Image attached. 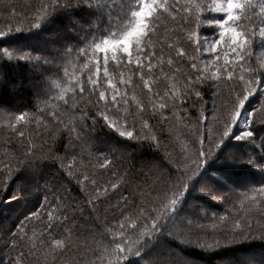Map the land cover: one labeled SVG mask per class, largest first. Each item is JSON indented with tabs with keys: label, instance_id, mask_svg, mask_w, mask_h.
Masks as SVG:
<instances>
[{
	"label": "snow or ice",
	"instance_id": "1",
	"mask_svg": "<svg viewBox=\"0 0 264 264\" xmlns=\"http://www.w3.org/2000/svg\"><path fill=\"white\" fill-rule=\"evenodd\" d=\"M106 2L39 0L32 17L17 18L15 27L11 23L0 27V38L23 31L39 36L36 45L28 50L0 47V60L22 61L30 65L41 74V82L45 86L50 81V86L58 90L56 99L63 101L65 109L61 112L60 106L53 104L51 107L55 110L49 113L50 122L37 119L36 123L45 129L47 139L43 136L26 138L24 131L16 129L19 144L13 146V151H5V159L0 161V199L10 196L11 199L34 198L39 202L43 195L44 200L39 210L25 216L17 231L11 234L12 248L22 247L24 241H30L29 251L42 252L45 264H65L66 255L80 247L71 230L66 229L59 238L52 234L54 221L60 219L58 213L73 207L66 197L56 196L59 187L70 193L67 187L57 186L56 181L61 177L75 182L87 202L94 206V211L97 201L103 198L108 202L105 212H111L116 221L113 227L104 228L100 234L101 241H94L99 245V254L97 249L84 244L85 249L96 255L95 261L84 264H125L131 257L138 258L140 264H199L196 257L187 255L175 245L209 254L252 241L264 242V214L255 221L251 211L243 216H217L215 218L223 227L213 223L209 233L197 223L204 205L196 199L202 195L221 203L239 200L243 205L246 201L264 213V183L252 188L250 193H240L237 189L215 191L201 181L203 173L210 171L213 162L248 164L264 173V51L257 58L255 67L250 63L254 38L257 35L264 38V3L259 6L257 23L252 0H135L134 6L128 8L130 17L127 23L121 24L119 18L112 23L113 17L109 15L107 34L99 39L92 35L89 39L87 29L103 17ZM85 8L95 9L89 20L75 14L76 10L84 11ZM211 13L221 15L215 17ZM57 16L67 18L68 30L79 36L83 46L54 40L44 31L45 25L53 23ZM162 17L171 18L173 22L179 18V23L186 25L177 32V36L187 32L185 39L192 45L194 54L184 47L175 52L177 58L186 59V73L170 67L169 75L163 66L165 63L168 66L174 64L172 56L169 55L166 61L163 54L156 56L152 37ZM204 27L213 31L218 29L217 38H201L200 32ZM175 47V44L168 45L169 49ZM202 53L210 54L212 59L202 61ZM110 61L117 67L132 66V69L127 75L120 72L117 77L109 70ZM157 68L163 79L170 81L163 92L154 90L158 82L152 73ZM134 75H138L142 88L146 90V101L138 98L135 92L129 95ZM181 76L182 81L178 79ZM202 86H208L220 98L219 107L213 100L211 121L203 110L193 121L186 114L187 110L182 108L188 97L202 98L199 90ZM224 87L227 88L226 96H223ZM257 94L261 97L259 107L253 108L245 117L246 105ZM93 95L97 97L95 106L99 108L103 104L98 114L109 129L138 144L147 143L157 153L165 149L160 161L146 164L155 173V178L147 194L139 193V204L129 202L130 196L135 199V193L123 194L122 190H126L128 184L126 178L113 172L111 181L101 185L99 179L79 171L75 155H69L78 146H93L91 136L84 135L88 127L87 111H81L78 118L74 114L81 102L92 104ZM133 106L135 111H132ZM149 107L152 115H158L161 121H173L174 125L183 126L189 143L179 152L173 154L166 150L161 142L163 123L156 130L145 118ZM165 112L170 115L165 116ZM242 117L246 125L243 130L239 127ZM13 119L16 123L25 121L26 114ZM8 127H13L11 121ZM174 131L175 126L168 129L169 137ZM65 136L67 142L63 143ZM232 141L258 143L260 151L244 155L230 146ZM58 145L62 146L63 153ZM110 163L105 157L99 167L104 169ZM14 181H17L15 190L6 195ZM48 192L55 196V204L49 202ZM114 196L118 199L111 204ZM42 216H46L48 221L44 225L45 231L39 235L33 231L29 238L25 222L39 220ZM63 221L67 222L68 216L65 215ZM24 257L25 253L18 252L8 264H24ZM245 264H264V259L249 258Z\"/></svg>",
	"mask_w": 264,
	"mask_h": 264
},
{
	"label": "trees",
	"instance_id": "2",
	"mask_svg": "<svg viewBox=\"0 0 264 264\" xmlns=\"http://www.w3.org/2000/svg\"><path fill=\"white\" fill-rule=\"evenodd\" d=\"M253 10L257 14L256 22H259V6L264 3V0H252ZM135 0H107L105 7V14L103 17L92 24L87 29L88 38L91 39L95 35L97 39L106 35L110 22L109 15L113 17L112 23H115L119 18L121 24L127 23L130 17L128 8L134 6ZM39 5V0H0V27H5L11 23L13 27L17 26V18L26 19L35 14V9ZM250 10V14H251ZM95 9H87L84 11L76 10V15L89 20L93 17ZM15 13V15H13ZM211 16L219 17V14L211 13ZM26 27V25H25ZM186 27L177 21L173 22L171 18L162 17L158 22L156 34L152 37L155 44L156 56L159 57L163 54L165 61L169 55L172 56L174 64L168 66L164 64V71L171 75L170 67L172 70L179 68L182 72L188 71V64L185 58H177L175 52L179 47H184L190 54L193 53L192 45L185 39L187 32L183 36H177V32ZM44 31L52 35L54 40L61 42H68L78 46H83L80 42L79 36L68 30V20L64 16H57L53 23L45 25ZM201 38L207 37L209 40L215 39L218 36V29L213 31L208 27H204L200 32ZM39 36L34 33L13 32L10 36L0 38V47H10L12 49L28 50L29 47L36 45ZM182 41V42H181ZM169 44H175L176 47L169 49ZM146 51H150L146 50ZM253 56L250 61L253 67L256 66L257 58L260 53L264 51V38L258 35L253 40L252 45ZM202 61H210L212 56L208 53H202L200 56ZM155 63V61H153ZM132 66L117 67L115 62H109V70L117 77L120 72L126 75L129 73ZM146 71V69H145ZM62 75V71H61ZM87 73H85L86 79ZM153 79L158 83L154 85V90H163L168 86L170 81L163 79V74L157 68L152 73ZM54 79L56 77H53ZM182 81V76L178 77ZM134 84L129 88V95L135 92L138 98L147 99L146 90L142 88V82L139 80L138 75L133 76ZM202 93V98H197L194 95L188 97L186 102L183 103L182 108L186 109V114L191 116L193 121L200 114L201 110L208 120L211 121L213 113V100H216V107L220 105V98L214 95V92L208 86L199 88ZM58 90L48 85L45 86L41 82V74L34 71L32 67L25 62L7 61L6 59L0 60V161L5 159V151H13L14 145L19 144L18 132L16 129L25 132V137L37 138L43 136L47 139L45 129L37 125V119H43L50 122L49 113L54 111L51 105H59V111L64 112L63 101L56 99ZM227 88H223V96H226ZM223 98V97H221ZM93 103L88 104L87 101L81 102L78 110L75 111V116L78 118L81 111H87V129L84 131L85 136H91L93 146L89 147L87 144L77 147L75 152L69 155H75L77 160V169L84 174L90 175L94 179H99L101 185L105 181H111L112 173L115 172L118 177H124L128 180L125 186L126 190H122L124 195L135 193V199L130 196L129 202L139 204L141 191L147 194L150 191L149 186L152 185L155 178V173L150 171L146 164L151 161H160L161 154L165 151L161 149L160 153L151 150L147 143L138 144L135 141L119 136L114 130L109 129L102 118L99 117V110L102 109L103 104L95 106L97 97H91ZM261 97L259 94L254 95L249 103L246 105L247 113L251 112L253 108H258ZM132 111H135L133 106ZM7 114V115H6ZM26 114L25 121L16 123L13 119L14 116ZM165 116L170 113L165 112ZM93 117L96 123L93 124ZM67 120V117H63ZM145 118L150 120V123L156 130H159L163 123L164 134L161 136V142L166 146L169 153H177L184 148L189 142L187 136L184 135L182 125H174L173 121L163 122L159 116H153L151 108L145 113ZM131 120V118H130ZM11 121L13 127L9 128L8 123ZM203 124V121H201ZM175 126L174 131L169 137L168 129ZM245 118H241L239 127L241 130L245 128ZM259 139V134H258ZM39 142V140H37ZM50 142V141H49ZM67 142V137L63 138V143ZM231 147H235L244 155L257 154L260 149L258 143L252 141H232ZM61 153L63 148L58 145ZM107 157L111 163L101 169L100 163ZM215 172L217 175H212ZM201 181L206 182L215 191H228L230 189H237L240 193H250L252 188L259 187L264 183V173L259 169L248 164H234L230 162H213L210 171H205L201 177ZM17 181L13 182L10 192L15 190ZM43 183V181H41ZM57 186H64L70 190V193L63 191V187H59L56 196H63L67 198L69 204L73 207L67 211L58 213L60 219L54 221L55 227L52 234L59 238L60 235L65 234V230H71L73 238L78 240L80 247L73 251L70 255H66L65 264H84L86 261H95L96 255H93L91 250L85 249V243L89 248L97 249L99 254V245L94 241H101V233L106 227H113L116 221L113 220L111 212H105L108 207V202L103 198L97 201L95 211L93 205L87 202L84 195L81 194V189L75 184L74 181H69L66 178H58ZM92 191L91 188L88 189ZM111 191V189H109ZM49 202L55 204L56 198L52 192L47 193ZM153 195H155L153 193ZM118 196H114L111 204H115ZM204 208L200 212V219L197 220L199 225H203L205 230L209 233L212 231L213 223L218 227H223L220 222L215 218L228 214L229 216H243L247 212H252V218L258 219L260 215L264 214L259 209H255L248 205L245 201L241 205L239 200H229L228 203H221L220 201L212 200L205 196H197ZM40 203H44L43 195H41L39 202L34 198L11 199L10 196H5L0 199V264H8L11 258H14L18 252L25 253L24 264H45L42 257V252H30V241H24L22 247L13 249L10 242V236L17 231L18 225L24 220L25 216H29L32 211L39 210ZM47 209H45L46 211ZM186 210V209H182ZM68 216V221L64 222L63 217ZM47 217L42 216L39 220H32L25 222V231L28 237H32L33 231L38 235L43 233L44 225L47 224ZM264 223V221H262ZM46 235V233H45ZM106 243V241H104ZM175 244L174 241H172ZM181 251L189 256L196 257L199 264H245L249 258L264 259V242L252 241L233 247H226L217 250L214 253L206 254L197 249L184 248L182 245H175ZM50 264V262H49ZM59 264V262H57ZM125 264H140L136 257H131Z\"/></svg>",
	"mask_w": 264,
	"mask_h": 264
},
{
	"label": "rangeland",
	"instance_id": "3",
	"mask_svg": "<svg viewBox=\"0 0 264 264\" xmlns=\"http://www.w3.org/2000/svg\"><path fill=\"white\" fill-rule=\"evenodd\" d=\"M219 15H221V14H219Z\"/></svg>",
	"mask_w": 264,
	"mask_h": 264
}]
</instances>
